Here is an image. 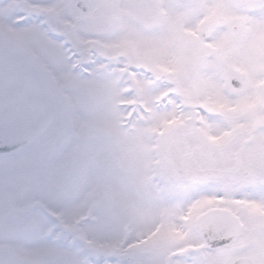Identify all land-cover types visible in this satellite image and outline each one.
<instances>
[{"label":"snow or ice","instance_id":"snow-or-ice-1","mask_svg":"<svg viewBox=\"0 0 264 264\" xmlns=\"http://www.w3.org/2000/svg\"><path fill=\"white\" fill-rule=\"evenodd\" d=\"M0 264H264V0H0Z\"/></svg>","mask_w":264,"mask_h":264}]
</instances>
